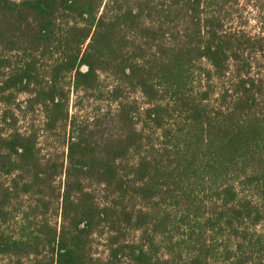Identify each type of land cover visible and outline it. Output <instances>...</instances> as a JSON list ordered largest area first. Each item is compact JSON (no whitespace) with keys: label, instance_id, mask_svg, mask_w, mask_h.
<instances>
[{"label":"trees","instance_id":"1","mask_svg":"<svg viewBox=\"0 0 264 264\" xmlns=\"http://www.w3.org/2000/svg\"><path fill=\"white\" fill-rule=\"evenodd\" d=\"M0 264H264V0H0Z\"/></svg>","mask_w":264,"mask_h":264}]
</instances>
